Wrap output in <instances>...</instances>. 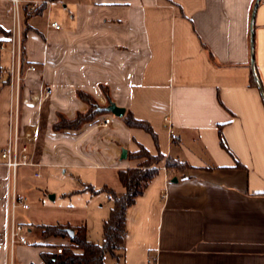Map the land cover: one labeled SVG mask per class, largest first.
<instances>
[{"label":"crops","instance_id":"0c3cea01","mask_svg":"<svg viewBox=\"0 0 264 264\" xmlns=\"http://www.w3.org/2000/svg\"><path fill=\"white\" fill-rule=\"evenodd\" d=\"M36 1L46 2L15 20L10 1L0 0V153L10 100L5 33L18 27L23 63L14 121L33 127L29 150L38 168L55 161L110 169L117 182L103 177L102 188L122 194L117 173L138 165L128 158L138 145L189 165L183 172L159 166L127 209L121 256L105 264H264V100L252 83L251 62L252 30L253 67L264 94V0L253 19L256 0ZM29 66L35 71L27 72ZM102 88L125 113L151 126L158 150L149 134L108 114L79 131H53L58 114L73 119L88 110L78 92L105 106ZM104 120L110 124L100 127ZM10 182L0 158V264H45L42 255H54L67 240L44 238L39 227L45 225H37L27 229L28 245L6 243ZM110 207L100 212V240Z\"/></svg>","mask_w":264,"mask_h":264},{"label":"trees","instance_id":"16d2710c","mask_svg":"<svg viewBox=\"0 0 264 264\" xmlns=\"http://www.w3.org/2000/svg\"><path fill=\"white\" fill-rule=\"evenodd\" d=\"M47 1L51 2L57 0ZM29 16L27 15V17ZM5 34L8 35V33ZM21 62L23 63V38ZM252 83L256 85L254 77H252ZM102 91L107 101L105 106L99 105L92 96L84 92H78L77 97L88 106V110L84 113H77L73 119H67L63 115L58 114L57 122L52 126L53 131H79L83 125L93 122L98 116L110 114L105 112L104 109L108 107L112 101L107 90L102 88ZM121 119L128 128L139 129L149 134L158 150L157 136L147 122L137 120L129 112L124 113ZM219 139L221 147L229 152L221 131H219ZM128 158L141 162L133 169L118 171V179L124 192L122 194H117L108 187H103L98 191L105 193L108 200L112 202L109 215L102 224L101 242L94 243L89 241L87 238V228L83 225L77 227L68 225L39 227L44 238L55 237L67 240L66 244H62L58 247L61 248V254L42 255L45 264H105L107 257L119 258L124 249L127 209L143 194L146 187L158 174L159 166L162 164L167 172H183L189 168L186 162H181L171 157H165L159 151L154 155L150 154L141 145H138L136 152L128 154ZM70 231L73 232L72 235L69 234Z\"/></svg>","mask_w":264,"mask_h":264},{"label":"rangeland","instance_id":"374dc122","mask_svg":"<svg viewBox=\"0 0 264 264\" xmlns=\"http://www.w3.org/2000/svg\"><path fill=\"white\" fill-rule=\"evenodd\" d=\"M20 1L21 17L37 13L42 6L33 11H28L25 7L23 11L25 3ZM9 36L10 34L6 35V38ZM3 74L7 76L6 73ZM112 172L110 169L61 166L55 164V161L40 168L19 167L15 173L9 174L11 194L15 193L25 199L28 210L17 209L16 222L27 229H35L37 225H83L91 231V242L100 243V212L110 205L112 207V202L108 201L105 193L98 191L102 188L103 177H109V183L113 181L112 178L117 182L115 175L112 177ZM63 243L66 242L62 241L61 244Z\"/></svg>","mask_w":264,"mask_h":264},{"label":"built area","instance_id":"2783aa9c","mask_svg":"<svg viewBox=\"0 0 264 264\" xmlns=\"http://www.w3.org/2000/svg\"><path fill=\"white\" fill-rule=\"evenodd\" d=\"M12 7L13 18L19 20L20 15V0H9ZM43 2H29L24 5L28 11H33L44 4ZM30 4V6L28 5ZM55 30H59L57 23H51L49 25ZM9 53H10V65L3 72L7 74L10 87V100H9V114H8V135L4 148L0 153V158L3 161L8 173H15L19 167H39L34 162L32 153L29 150V144L35 140V132L33 127L25 126L18 128L14 121V97L17 94L20 82L22 80L21 75V48H22V35L18 27L12 28L10 36L8 38ZM3 49V46H1ZM27 72H34L35 67L29 66L26 68ZM51 93L49 88H45L44 99H47ZM110 124L109 120H104L101 124L102 127H107ZM163 124L170 139L175 140L176 135L173 132L172 122L168 117L163 118ZM163 170H166L162 166ZM163 198H166V193L163 194ZM17 209L27 210L28 205L25 199L20 198L15 193L9 194L6 199V214H5V241L10 247L16 245L26 246L27 240V228L22 224L15 222V212ZM56 254H61V248H56Z\"/></svg>","mask_w":264,"mask_h":264},{"label":"water","instance_id":"95a60500","mask_svg":"<svg viewBox=\"0 0 264 264\" xmlns=\"http://www.w3.org/2000/svg\"><path fill=\"white\" fill-rule=\"evenodd\" d=\"M258 1L259 0H256V3L254 5L252 19H253L254 11H255V8H256V6L258 4ZM251 62H252V70H253L254 78H255V80H256V82L258 84V88H259L260 93H261V95L263 97V100H264V94H263L262 88H261V86H260V84L258 82L257 76L255 74V70H254V67H253V31L252 30H251ZM104 111L105 112H108V113H110L113 116L118 117V118H121L124 115V113H125V110L123 108H120V107L116 106L112 102L109 104L108 107H106L104 109ZM126 155H127V152L125 150H122V152H121V159H124L126 157ZM72 233H73L72 231L69 232L70 235H72Z\"/></svg>","mask_w":264,"mask_h":264}]
</instances>
